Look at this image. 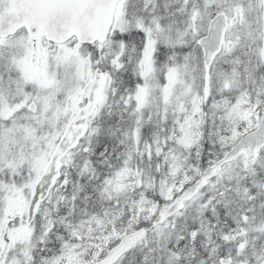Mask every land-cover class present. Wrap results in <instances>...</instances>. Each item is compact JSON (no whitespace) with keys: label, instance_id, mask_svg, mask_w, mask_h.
Here are the masks:
<instances>
[{"label":"snow or ice","instance_id":"6c2138e0","mask_svg":"<svg viewBox=\"0 0 264 264\" xmlns=\"http://www.w3.org/2000/svg\"><path fill=\"white\" fill-rule=\"evenodd\" d=\"M0 264H264V0H0Z\"/></svg>","mask_w":264,"mask_h":264}]
</instances>
